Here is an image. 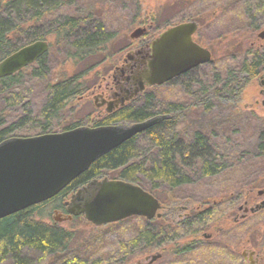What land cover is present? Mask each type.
<instances>
[{
	"label": "trees",
	"instance_id": "trees-1",
	"mask_svg": "<svg viewBox=\"0 0 264 264\" xmlns=\"http://www.w3.org/2000/svg\"><path fill=\"white\" fill-rule=\"evenodd\" d=\"M211 1L210 5L222 15L221 22L226 26L227 34L232 33L230 40L236 41L221 49L209 47L214 57L215 68L210 71V74L214 73L213 85H206L203 80L196 81L189 76L179 83L186 87L202 81L205 97L215 95L232 101L257 76V70H263L264 54L252 41L256 31L264 26V0ZM64 5L65 0H0V61L32 41L48 36L53 38L48 51L38 61L15 74L0 78V142L14 136L59 132L84 125L81 120L68 124L62 122L63 112L71 100L83 96L92 87L87 77L97 65L76 69L70 77L54 80L52 63L62 65L74 60L76 65L86 66L98 51L116 39L117 32L88 12L68 15L62 9ZM192 10L191 18L204 26L207 22L197 9L196 2ZM219 38H222L221 34ZM215 53H219V60H216ZM221 63L223 67L220 71ZM37 83L42 85L45 97L41 106L34 110L31 94L32 86ZM152 99L153 95L149 93L143 103L134 102L113 114H106L102 119L95 120L93 126L140 122L156 114L168 115L167 118L99 157L54 198L0 219V264H125L154 249L163 254L167 252V248H172L169 244L180 240L178 235L173 234L180 223H187L189 228L210 224L226 227L223 224L235 210L238 199L237 194L232 199V190L241 194L244 190L264 184V119L254 114L244 116L248 122L241 130L244 132L246 128L245 132H248L245 133L246 146L244 150L235 151L232 144L227 148L219 146L213 137L210 140L200 130L195 131L189 140L184 139L177 126L184 120L181 109L185 111L186 108L175 102L158 108ZM250 119L256 120V124L252 125ZM139 137L148 141L155 157L140 159L135 149ZM224 137L228 143L231 142L232 135L229 138L227 133ZM245 159L255 160V166L263 171L256 180L245 183V187H239L237 183L229 189L224 181L220 182V177L230 173L237 165L241 166ZM107 171H114L115 179L140 185L162 204L169 200L165 192L177 191L183 185L200 183L210 177L217 178L214 181L219 188L214 196L217 201L195 209L191 216L178 222L170 213L150 221L133 216L95 227L81 217L85 225L91 227L89 232L67 229L35 218V213L40 212L47 202L56 201L58 207L75 189ZM203 229L206 228L198 230ZM249 230L245 229L247 235L251 234ZM222 235L221 243L226 237ZM192 236L188 234L187 239ZM194 243L190 240L176 248L177 243L174 244L172 255L176 260L169 264H181ZM214 245V250L225 253V244L221 247L219 243ZM182 251L186 252L181 254ZM188 258L193 263L194 257ZM219 259L218 252L214 255L213 264H218Z\"/></svg>",
	"mask_w": 264,
	"mask_h": 264
},
{
	"label": "rangeland",
	"instance_id": "rangeland-1",
	"mask_svg": "<svg viewBox=\"0 0 264 264\" xmlns=\"http://www.w3.org/2000/svg\"><path fill=\"white\" fill-rule=\"evenodd\" d=\"M194 2L197 3L199 12H202L201 15L204 17L205 23L207 22L206 24L204 23V26L200 25V29L196 34L197 38L204 45L212 49L231 46L236 39L230 40L233 38L231 37L232 33L227 34V28L221 22L222 15L218 14L217 10H214L215 8L210 5L213 3L211 0H65L64 8H62L65 13L74 15L77 12H89L96 20L104 22L107 28L116 31L117 37L113 42L107 44L105 49L98 51L96 56L91 59L88 58L90 60L86 66L76 65L74 60L67 61L62 65L53 61L54 80L70 77L76 69L79 70L93 64L97 65L87 77L90 79L92 87L84 93L85 97H83L84 95L76 97L68 103L63 112L66 119L63 117L62 122L68 124L81 120L84 121L82 123L84 124L83 126H93L95 120L102 119L106 112L103 111L102 115L99 116L101 110L95 103V94L93 95L91 92L95 90V93H98L97 86L100 83H105L106 79L112 81V75H114L115 70L114 66L117 63L120 64L127 57L128 49L126 47L132 44L130 34L139 27H147L149 24H152L153 30L150 32L156 38L162 31L174 24L193 21L195 19L191 18L190 14L194 12L192 10L194 9ZM263 30L264 26L256 31L252 43L254 42V46L264 54V38L258 36V33ZM220 34L222 38H219ZM46 40L51 43L53 38L48 36ZM215 58L216 60L220 59L219 53L216 54ZM213 62L214 57L212 58V62L203 66V72L198 71V74L193 75L194 77L192 78L196 79V81L201 79L206 85H213L212 79L214 73L210 74V71H213L215 68ZM222 67L223 64L221 63L219 67L220 71ZM201 82H193L186 85V87L175 82L168 85H155L147 91L153 95L151 101L158 108L167 107L169 102L181 104L182 108H186L185 111L181 109L184 120L183 122L181 120L179 126H177V131L181 132L184 139L189 140L195 131L200 130L210 140L213 137V140L224 148L232 144L235 151L244 150L246 146L244 143L245 135L248 133L245 132L246 128H244V132L241 130L243 124L246 126L248 122V119L244 116L246 114L249 116L250 114H254L264 119V107L258 104L255 105L256 99L260 101L262 99L258 83L253 81V83L242 90L240 96L232 101H228L215 95L205 97V94L202 93L204 92V86ZM32 87L31 98L33 99V108L37 110L44 101V90L42 85L38 83ZM144 97L146 96L139 97L135 103H143ZM203 97L205 98L204 100ZM99 102L100 100L97 104ZM158 110L160 111V109ZM8 115L12 117L11 114H6V116ZM249 121L252 125L256 124V120L250 119ZM227 133L229 138L232 135L230 143L224 137V134L227 136ZM135 149L140 159L144 157L149 160L148 157H155L153 151L149 149L148 141L142 139V137L137 139ZM247 160L249 159H245L244 163L240 164L241 166L237 165L236 168L231 169L230 173H224L220 177V182L224 181L225 186L232 189V185L236 186L237 183H239L237 186L245 187V183L256 180V177L259 176V173L263 169L255 166V160ZM115 177L114 171H107L100 175L99 178L115 179ZM214 181H217V178L210 177L200 183L183 185L177 191L165 192L169 200L166 203L163 202L160 212L163 215L171 213L170 215L176 217L174 220L178 222L191 216L195 209L201 206H209L211 202L217 201L214 199V196L218 193L219 188H216L218 184ZM261 190H264V184H259L254 189L249 188V190H244L241 194L239 191L232 190V193H234L231 196L232 199L237 194L239 200L237 199L235 210L229 215L227 223L223 224L226 227L210 224L209 226H194L193 228H189L187 223H180L173 233L178 235L180 240L178 242L174 241L173 244L169 245L174 249V244L176 243L175 248L183 246L185 242L191 239L196 240L195 244L192 245L193 252L188 254V257H194L193 263H191L188 257H184L181 264H213L214 255L218 254V252L220 253V259L217 261L218 264H249L248 256L244 258L242 253L244 250L248 251L250 249H254L256 253L260 254L259 264H264V208L256 212H251L250 210L243 211L244 207H255L261 200H264V194H259ZM246 201L249 203L245 204ZM57 205L58 202L56 201L47 202L40 212L35 213V218L50 224H58L67 229L83 230L85 232L91 231V227L86 226L81 217H75L70 221H58L59 216L55 213V210L60 209L61 204L58 207ZM239 207H242L243 210H239ZM202 228L206 229L198 230ZM247 228L250 229L251 234H246L245 229ZM188 234L193 235L191 239H187ZM204 234H209L211 237L205 240ZM222 234L226 235L222 240L223 243H221ZM217 243H219L220 247L221 245H226L224 254H221L219 250H214V244ZM172 248H167L168 250L163 254V257L154 264H169L170 262H174L176 259L172 255ZM156 251L159 250L154 249L129 262H136L138 259H143L145 256L153 254Z\"/></svg>",
	"mask_w": 264,
	"mask_h": 264
},
{
	"label": "water",
	"instance_id": "water-1",
	"mask_svg": "<svg viewBox=\"0 0 264 264\" xmlns=\"http://www.w3.org/2000/svg\"><path fill=\"white\" fill-rule=\"evenodd\" d=\"M197 28L196 21L179 23L154 39L148 67L139 80L145 79L151 86L160 85L210 62V50L193 40ZM145 30L139 27L130 36L138 38ZM258 36L264 38V30ZM48 49L49 43L45 40L22 46L0 61V78L33 64ZM140 84L142 89L144 83ZM107 111L111 112L112 107ZM167 117L156 115L129 124L79 126L3 140L0 142V219L54 198L99 157ZM263 193L264 190L259 192ZM66 206L67 215L58 217V221L83 216L100 227L133 216L153 219L159 216L161 203L138 184L122 179L94 178L77 188ZM261 208H264V200L245 210L256 212ZM160 257L161 253L156 252L126 264H152Z\"/></svg>",
	"mask_w": 264,
	"mask_h": 264
},
{
	"label": "flooded vegetation",
	"instance_id": "flooded-vegetation-1",
	"mask_svg": "<svg viewBox=\"0 0 264 264\" xmlns=\"http://www.w3.org/2000/svg\"><path fill=\"white\" fill-rule=\"evenodd\" d=\"M174 25H176V24H174ZM144 28H146V30H145V32L143 33L142 36H140L138 38H131V36H130V38L132 39V44L131 45L129 44L126 47V49H128L127 57L124 58L120 62V64L117 63L114 66L115 70H114V75H112V81H110L109 79L108 80L106 79L105 83H103V84L100 83L97 86V90H99L98 93H95V90H93L91 92V94H93V95L95 94L94 95L95 103H96L97 107H99V109L101 110V112L99 113V116L102 115L103 111L106 112L105 115L106 114H113V113L119 111L120 109H123L125 107H129L137 99H139V97H141L143 95L147 96L149 94L148 93L149 91H147V90L150 89L152 86L148 85L147 81L145 79H141L142 81H140L139 79L141 78V75L144 72V70H146V68L148 67V62H149L150 55H151V52H152V46H151L152 42L163 31L156 38H154L153 35L150 32L151 30H153V25L149 24V26L144 27ZM199 29H200V23L198 22V28H197V31L195 32V34L193 35V40L195 42H197L199 45H201L202 47H205V48L209 49L210 52H211V56L213 58L212 49H210L207 45H204L200 41V39L197 38L196 34H197ZM195 35H196V37H195ZM39 40L47 41L46 39H39ZM134 41H135V43H133ZM36 61H38V59ZM210 62H212V60ZM210 62H208L206 64L198 65L197 67H195V68H193V69H191V70H189V71H187V72H185V73H183V74H181L179 76H176V77L172 78L171 80H169L167 82H164L163 84H160V85H168V84L174 83V82L178 84L179 83L178 81H181V79H183L185 77H188V76L189 77H194L193 75L198 74L197 73L198 71L199 72H203V70H204L203 66L209 64ZM260 65H261V63L259 64V66ZM253 81L258 83V85L260 87L259 92H260V94L262 96L261 101L256 99L255 105L258 104V105H261V106L264 107V67H263L262 71L261 70H257V76L254 77L249 83H247L244 86V88H246L251 83H253ZM140 82L144 83L143 84L144 87L142 89H141ZM153 86H155V85H153ZM83 97H85V95ZM99 100H100V102H99V104H97ZM108 107H112V111L111 112L107 111ZM251 110H253V109H251ZM99 177H97V178L100 179ZM71 194H70V196H71ZM70 196H69V198L66 201H64L61 204L60 209H56L55 210V213L58 214L59 218L67 215L66 202L70 199ZM248 203L249 202H247V201L245 202V204H248ZM162 207H163V205L161 203V208ZM160 209H159V212H158L159 216H156L154 218H161L163 216H166V215H163V213L160 212ZM239 210H243L242 207H239ZM243 211H245V207H244ZM145 219L149 220V221L153 220V219H147V218H145ZM205 235H207V234L203 235L205 240H207V239H209L211 237V236L210 237H206ZM191 240L196 242V240H194V239H191ZM191 249H192L191 251L194 250L192 246H191ZM252 251L254 253L251 256L250 253ZM156 252L157 253H161V257L159 258V259H161L163 257V252H161V251H156ZM185 252L186 251H184V252L182 251L181 254L182 253L184 254ZM263 254H264V251H263ZM150 255H152V254H149L147 256H150ZM242 255H243L244 258H246V256H248L249 264H259L260 263V254L258 252L256 253V250H254V249H250L248 251L244 250ZM147 256H145L144 258H146ZM159 259H157L156 261H158ZM156 261H154L152 264L156 263ZM128 263H130V262H128Z\"/></svg>",
	"mask_w": 264,
	"mask_h": 264
},
{
	"label": "bare ground",
	"instance_id": "bare-ground-1",
	"mask_svg": "<svg viewBox=\"0 0 264 264\" xmlns=\"http://www.w3.org/2000/svg\"><path fill=\"white\" fill-rule=\"evenodd\" d=\"M33 42H34V41H33ZM30 43H32V42H30ZM28 44H29V43H28ZM26 45H27V44H26ZM3 59H4V58H3ZM3 59H2V60H3ZM2 60H1V61H2Z\"/></svg>",
	"mask_w": 264,
	"mask_h": 264
}]
</instances>
